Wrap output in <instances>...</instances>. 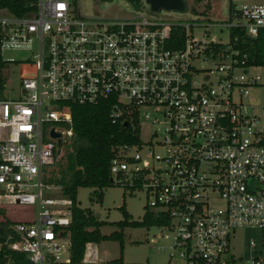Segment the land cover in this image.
Listing matches in <instances>:
<instances>
[{"label":"built area","instance_id":"built-area-1","mask_svg":"<svg viewBox=\"0 0 264 264\" xmlns=\"http://www.w3.org/2000/svg\"><path fill=\"white\" fill-rule=\"evenodd\" d=\"M173 24L185 29L179 48L168 45ZM215 25L229 30L226 43L143 14L87 16L78 0H34L24 16L0 10L1 56L28 50L36 66L16 98H0V208H35L0 240L7 264H107L73 261V201L52 180L73 135L71 105L102 103L129 131L110 178L143 190L145 212L161 218L150 242L169 251L163 264H264L232 246L236 230L264 231V124L248 101L264 85L253 69L264 66L245 64L230 38L233 28L251 37L264 28V2L230 0Z\"/></svg>","mask_w":264,"mask_h":264},{"label":"rangeland","instance_id":"rangeland-1","mask_svg":"<svg viewBox=\"0 0 264 264\" xmlns=\"http://www.w3.org/2000/svg\"><path fill=\"white\" fill-rule=\"evenodd\" d=\"M251 2H264V0H250ZM184 10H167L160 8L152 11L150 5L145 0L134 4L130 0H78L80 10L87 16H101L105 18L118 16L121 18L132 17L143 14L155 21H166L171 23H181L192 25V33L200 38L205 37L207 31L208 39H216L219 42L228 41L229 30H222L215 24H220L228 16L230 0H210L195 4L192 0H184ZM206 3L210 4V9L206 15L192 13L194 7L197 12H201ZM215 21H218L217 23ZM206 38V37H205ZM2 59L10 61L5 67L0 68V75L5 79L4 89L0 98H16L20 92L19 81L21 77L33 76L36 74L35 58L28 50L9 49L6 50ZM214 66V61H207L204 65ZM254 72L264 77V67H256ZM248 101L254 106V112L261 117L260 124H264V85H257L250 90ZM144 130L143 134L148 133ZM67 144L61 147L58 162L52 169L54 176L57 171L63 168L67 162V154L70 151ZM156 150H158L156 148ZM103 198L101 202L91 201L90 196L93 188L80 187L77 192V204L81 208H88L99 220L104 221L100 231L104 235H109L114 231H119L117 222L122 220L119 207L125 203L127 212L133 220L141 221L146 211V196L143 190H132L121 185H111L102 190ZM55 192V193H54ZM59 191H53V196H57ZM35 216V208L31 205H5L0 210V221L9 219L13 222L31 221ZM123 264H163L168 261L169 251L167 249L159 251L150 239L158 237L160 229L152 226L125 227L123 230ZM253 241L256 247H251L249 242ZM233 249L237 254H242L245 259L259 257L264 259V231L258 228H241L236 230L232 237ZM120 256L119 242L116 240H104L98 244L88 243L85 249L84 259L95 260L96 262H108Z\"/></svg>","mask_w":264,"mask_h":264},{"label":"trees","instance_id":"trees-1","mask_svg":"<svg viewBox=\"0 0 264 264\" xmlns=\"http://www.w3.org/2000/svg\"><path fill=\"white\" fill-rule=\"evenodd\" d=\"M195 4L209 0H192ZM5 9L16 16L27 15L34 10V0H0V10ZM210 4L206 3L201 12L192 7V13L206 15ZM1 38V33H0ZM233 46L239 50V58L246 55L245 64L264 66V28L255 37H251L240 28L230 31ZM185 39V29L180 24H173L169 32L168 45L179 48ZM8 61L3 60L0 54V68ZM5 79L0 75V94L4 89ZM73 135L69 143L70 151L67 154L66 165L52 173L53 181L61 186L62 195L73 201L72 221L69 225L71 234V255L73 261H80L85 252L87 243L98 244L104 240H116L120 246V256L108 261L107 264H123V232L125 227L152 226L161 218L146 212L141 221L133 220L125 208V203L119 207L122 220L117 222L119 231L109 235L101 233L100 228L106 224L99 221L88 208H81L77 204V192L80 187L93 188L91 201L101 202L103 189L115 185L110 178L109 162L115 152V147L127 140L129 131L122 124L112 123L108 116L105 103L97 105H71ZM67 144V143H66ZM118 185V184H116ZM1 210V208H0ZM13 221H0V240H3L10 231ZM6 253V252H5ZM18 257L17 254H12ZM8 259L0 253V264H7Z\"/></svg>","mask_w":264,"mask_h":264},{"label":"water","instance_id":"water-1","mask_svg":"<svg viewBox=\"0 0 264 264\" xmlns=\"http://www.w3.org/2000/svg\"><path fill=\"white\" fill-rule=\"evenodd\" d=\"M134 4H138L141 0H130ZM146 3L150 5V9L152 11H158L160 8H164L167 10H184L185 2L184 0H145ZM126 125V123H124ZM53 136H58V133H52ZM19 264H31L29 261L22 260Z\"/></svg>","mask_w":264,"mask_h":264},{"label":"crops","instance_id":"crops-1","mask_svg":"<svg viewBox=\"0 0 264 264\" xmlns=\"http://www.w3.org/2000/svg\"><path fill=\"white\" fill-rule=\"evenodd\" d=\"M209 2H210V0H209Z\"/></svg>","mask_w":264,"mask_h":264}]
</instances>
